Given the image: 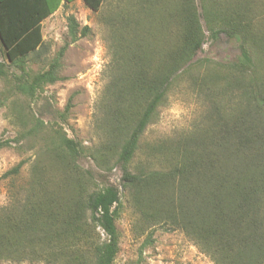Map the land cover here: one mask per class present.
Wrapping results in <instances>:
<instances>
[{
	"label": "rangeland",
	"instance_id": "1",
	"mask_svg": "<svg viewBox=\"0 0 264 264\" xmlns=\"http://www.w3.org/2000/svg\"><path fill=\"white\" fill-rule=\"evenodd\" d=\"M146 1L151 2L97 0L92 5L87 0H61L40 21L46 46L40 65L33 69L41 68L68 45L60 70L63 79L46 86L38 102L21 100L19 107L10 103L2 108L0 138L13 141L24 129L22 106L26 113L31 110L50 122L52 113L61 114L57 122L69 138L81 144L84 153L79 169L71 171L40 139L22 141L20 146L12 142L13 146L0 149V177L24 163L19 175L0 181V210L21 201L31 182L40 176L51 188L81 186L84 197L114 185L122 193L116 222L119 252L114 264H215L181 230L167 232L155 223L144 222L134 195L122 186L124 172L117 165L118 145L129 136L143 106L138 100V105L129 111L120 107L116 110L112 102L113 83L120 78L123 63L133 55V48L137 52V41L146 46L158 45L163 26L173 17L171 23L178 26L185 9L194 7L204 32L203 45L192 59V68L176 77L141 136L129 169L166 171L173 165V159L166 156L170 152L167 149L193 136L211 137L216 144H226V138L240 144V139L247 137L239 148L247 158L248 169L256 173L263 188L264 82L260 74L264 66V0H153L156 3L148 5ZM207 12L219 14L209 19L211 26L203 18ZM69 16L75 17L80 28L90 29L87 36L74 43L68 34ZM242 47L247 49L249 60L244 59ZM1 48L0 41V62L9 63L10 60L2 57ZM4 90L10 91L0 78V93ZM69 100L72 108L66 115ZM113 126L117 129L114 132ZM50 130L48 127L46 131ZM154 147L160 148L163 155L153 153ZM222 151L226 152V148ZM261 203L264 213V197ZM150 234L153 243L146 245ZM93 235L99 242L107 240L100 228ZM83 259L85 264H94L88 249L83 251ZM67 260L60 259L58 264H75ZM0 264L47 263L3 258Z\"/></svg>",
	"mask_w": 264,
	"mask_h": 264
},
{
	"label": "trees",
	"instance_id": "2",
	"mask_svg": "<svg viewBox=\"0 0 264 264\" xmlns=\"http://www.w3.org/2000/svg\"><path fill=\"white\" fill-rule=\"evenodd\" d=\"M60 1L0 0V41L5 47L1 48V55L10 60L0 62V78L10 90L0 93V110L10 103L12 107H19L21 100L38 102L46 86L63 79L60 70L68 45L41 68L33 69L40 65L46 46L40 21ZM87 1L92 5L97 2ZM152 2L156 3L146 1V5ZM214 16L219 14H203L207 25ZM171 22L174 17L161 29L162 39L158 45L135 43L140 54L133 48V55L123 63L120 78L113 83L112 102L116 110L120 107L129 111L138 105V100L143 106L129 136L118 145L117 165L124 172L122 186L134 195L144 222L155 223L167 232L181 230L215 264H264L261 203L264 186L262 188L256 173L248 169L247 158L239 148L247 137L241 138L240 144L227 138L226 144H216L211 137L193 136L167 149L170 152L166 156L173 159V165L166 171L145 167L136 172L129 169L141 136L165 101L176 77L192 68V59L203 45L204 32L194 7L185 9L178 26ZM89 32L87 26L80 28L74 16L68 17L72 43ZM242 48L244 59L249 60L247 49ZM260 75L264 82V66ZM71 108L69 100L66 115ZM21 111L24 129L13 141L0 138V149L13 146L12 142L20 146L22 141L40 139L71 171L78 170L84 149L69 138L57 122L62 115L52 113V124L31 110L26 113L22 106ZM48 127L50 131H46ZM116 130L114 127L112 132ZM222 148H226V152ZM160 151V148H152L159 156L163 155ZM23 164L7 171L0 181L19 175ZM81 189V186L51 188L44 177L34 179L21 201L0 210V260L15 258L58 264L60 259L68 258L69 263L85 264L83 251L88 249L94 264H114L119 252L116 222L122 193L118 187L109 185L84 197ZM96 228L104 232L106 241L94 238ZM152 243L150 234L146 245Z\"/></svg>",
	"mask_w": 264,
	"mask_h": 264
}]
</instances>
